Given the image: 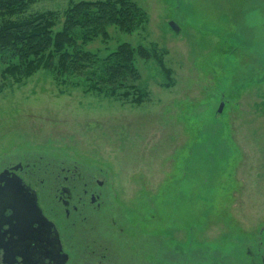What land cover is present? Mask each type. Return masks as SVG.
<instances>
[{
    "label": "rangeland",
    "instance_id": "374dc122",
    "mask_svg": "<svg viewBox=\"0 0 264 264\" xmlns=\"http://www.w3.org/2000/svg\"><path fill=\"white\" fill-rule=\"evenodd\" d=\"M77 1L42 0L25 14ZM133 1L143 23L112 26L86 49L101 58L122 43L155 50L169 77L153 57L137 59L146 98L133 104L134 91L110 97L46 70L20 82L0 75V169L76 166L104 181L137 230L182 243L191 233L210 256L242 239L244 263L248 247L264 256V0Z\"/></svg>",
    "mask_w": 264,
    "mask_h": 264
},
{
    "label": "flooded vegetation",
    "instance_id": "af4514ba",
    "mask_svg": "<svg viewBox=\"0 0 264 264\" xmlns=\"http://www.w3.org/2000/svg\"><path fill=\"white\" fill-rule=\"evenodd\" d=\"M47 166L54 167L18 161L0 169V192L13 200L0 201V264H264L249 247L244 263L242 239L210 256L194 248L191 233L182 243L137 230L113 209L103 180L72 165Z\"/></svg>",
    "mask_w": 264,
    "mask_h": 264
},
{
    "label": "trees",
    "instance_id": "16d2710c",
    "mask_svg": "<svg viewBox=\"0 0 264 264\" xmlns=\"http://www.w3.org/2000/svg\"><path fill=\"white\" fill-rule=\"evenodd\" d=\"M42 0H0L1 81L20 82L40 70L50 72L61 84L80 85L110 97L140 104L146 98L135 61L152 58L169 77L162 57L144 47L119 44L101 58L86 49L88 43L109 39L112 26L133 32L144 21V14L133 0H79L63 12L42 11L25 14ZM169 86V85H168ZM3 86L0 85V92Z\"/></svg>",
    "mask_w": 264,
    "mask_h": 264
},
{
    "label": "water",
    "instance_id": "95a60500",
    "mask_svg": "<svg viewBox=\"0 0 264 264\" xmlns=\"http://www.w3.org/2000/svg\"><path fill=\"white\" fill-rule=\"evenodd\" d=\"M169 27L172 29L173 32L175 33H178L179 31V27L174 23V22H169ZM222 107H223V103L220 105L219 109H218V112H221L222 111ZM3 174H1L2 176ZM9 193L7 191H1L0 192V201L2 199V201H9V202H13V200L9 199L7 197ZM1 195H4V196H1Z\"/></svg>",
    "mask_w": 264,
    "mask_h": 264
}]
</instances>
